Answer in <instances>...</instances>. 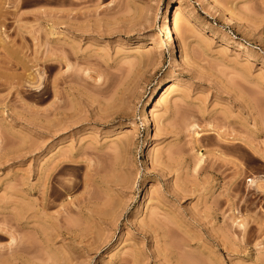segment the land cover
<instances>
[{"label":"rangeland","instance_id":"obj_1","mask_svg":"<svg viewBox=\"0 0 264 264\" xmlns=\"http://www.w3.org/2000/svg\"><path fill=\"white\" fill-rule=\"evenodd\" d=\"M214 1L0 0V264H264V0Z\"/></svg>","mask_w":264,"mask_h":264},{"label":"bare ground","instance_id":"obj_2","mask_svg":"<svg viewBox=\"0 0 264 264\" xmlns=\"http://www.w3.org/2000/svg\"><path fill=\"white\" fill-rule=\"evenodd\" d=\"M210 1H211V3L214 6H218V4L214 0H210ZM75 5H78V3L75 2ZM220 8L223 9L224 12L231 17V19L235 20L233 18L232 14L229 12V10H227L225 8H222V7H220ZM78 17L79 16H75L74 17V20H73V23H74L73 25L75 26L74 29H76V31H80L81 30V25H82L79 22ZM173 30L174 31H178L180 33V36H181L183 42L186 41V33L180 32V19H179V17H176V19L174 21V28H173ZM78 54H79L78 52L74 53V55L76 57H78ZM64 61L65 60L63 59L60 64L63 65L64 64ZM85 73L88 74L89 71H85ZM61 86H62L61 79H56L55 82H54V86L53 87H54V90H55V93H56L57 96L60 94ZM174 89H176V86L173 85V86H171L169 88V91L175 92ZM191 128H192V135H193L194 144H195V150H196L197 149L198 142H199L200 138L203 136V130L197 124L192 125ZM127 139H129V137ZM130 147H131V144H130V141L129 140L117 143V148H118L117 150L120 153V156H122L123 153L124 154L125 153H128ZM204 158H205V155L202 152H198V150H197L196 151V157H195V161H196V164H195V172H196L197 175H198L199 165L202 163V161L204 160ZM243 226L244 225H242V227Z\"/></svg>","mask_w":264,"mask_h":264}]
</instances>
